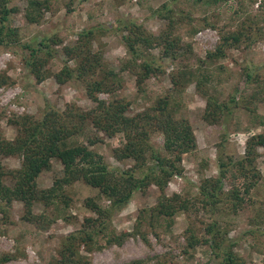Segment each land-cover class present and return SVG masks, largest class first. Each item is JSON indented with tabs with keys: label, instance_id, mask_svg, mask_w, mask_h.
Returning <instances> with one entry per match:
<instances>
[{
	"label": "trees",
	"instance_id": "obj_1",
	"mask_svg": "<svg viewBox=\"0 0 264 264\" xmlns=\"http://www.w3.org/2000/svg\"><path fill=\"white\" fill-rule=\"evenodd\" d=\"M11 1L0 0V48H20L23 65L37 83L52 76L59 85H82L93 106L83 110L69 103L63 110L47 107L40 117L26 114L9 121L15 130L14 138L8 140L0 136V212L7 213L13 202H19L24 211L22 220L43 230L51 223L50 218L43 213L35 214L34 205L41 204L46 210L52 209L60 215L71 204L69 189L74 184L81 182L97 190L96 198H86L83 202L92 216L85 217L79 229L61 238L53 262L87 264V257L81 255V251L89 253L101 249L100 240L105 246L121 245L130 234L115 232L111 225L113 216L121 212L135 194H144L150 187H155L159 192L155 204L139 212L137 231L145 221L152 228L161 222L169 227L178 215L184 214L189 219L194 215L185 231L184 251L204 246L217 264H243L234 250L236 241L229 238L228 229L223 227L216 215L236 216L245 205L253 204L250 192L260 177L256 159L258 148H264V134L254 135L246 141L242 157H228L226 161L219 158L217 176L201 182L196 198H185L180 194L167 196L166 188L171 179L182 176L183 155L197 149L191 125L175 117L172 112L174 105L169 104L167 97L159 98L154 106L135 115H128V102L112 98L122 87L120 74H131L136 86L141 89L146 80L158 71L152 51H158L161 59L172 62L190 52L189 45L180 34L186 17L177 10L181 4L189 8L228 6L229 10L233 8L236 18L242 19L238 5L242 0H169L153 11V15L163 22L158 34L149 32L131 18H120L112 28L99 26L85 29L76 34L72 44L64 46L54 34H37L22 43L18 29L11 25V16L17 12L10 6ZM50 7V0H28L23 10L25 22L40 25ZM218 25L219 22L208 24L219 33L218 45L206 57L210 62L224 58L231 49L244 44L250 47L255 41L264 39L259 22L254 20L247 19L236 28L231 23V26ZM104 31L119 37L129 56L118 72L109 68L102 53L93 48L96 35ZM58 57L62 59V67L51 74L48 64ZM256 70L259 67H246L244 75L248 82L259 81L257 89L246 94L247 99L245 95L240 100L233 96L228 102H220L205 91L204 82L209 76L201 75L196 86L205 100L203 120L209 125H223L232 115L233 107L242 104L248 109L252 102L260 101L263 93L260 77L253 78L252 75ZM9 83L7 77L0 79V87ZM100 94L108 95L109 99H100ZM252 113L259 125L264 126V116ZM91 131L108 138L121 136L122 143L113 149V157L118 162L130 161L132 166L126 169L109 167L103 157L92 149L98 140H92ZM157 134L162 138L160 148L152 142V137ZM11 157L19 159L17 169H6L2 164V159ZM53 160L60 163L61 176L53 180L51 187L40 189L37 179L41 173L51 169ZM226 181L230 183L228 189ZM200 212L207 214L208 222L199 218ZM258 219L264 229V200ZM261 233L264 235V231ZM143 240L146 241L145 238ZM12 259L13 255L3 254L0 264ZM132 264L172 263L163 255Z\"/></svg>",
	"mask_w": 264,
	"mask_h": 264
},
{
	"label": "rangeland",
	"instance_id": "obj_2",
	"mask_svg": "<svg viewBox=\"0 0 264 264\" xmlns=\"http://www.w3.org/2000/svg\"><path fill=\"white\" fill-rule=\"evenodd\" d=\"M27 1L12 0L10 4L17 9L11 16V25L18 29L21 42H28L37 34H54L64 46L72 44L79 32L99 26L104 29L115 27L120 18H131L149 32L158 34L163 22L153 15V11L169 0H50V11L38 26L25 22L23 10ZM238 5L242 19L236 18L233 8L229 10L228 6L189 8L181 4L177 10L186 17L180 34L189 45L190 52L172 62L161 59L158 51H152L158 71L146 80L141 89L136 86L131 74H120L122 87L112 98L128 102V115L140 113L154 106L159 98L167 97L169 104L174 105L172 112L175 117L188 121L193 129L197 149L183 155L182 176L171 179L166 188L167 196L180 194L185 198H196L201 182L217 176L219 158L226 161L228 157H242L246 141L254 135L264 134V126L259 125L252 113L264 116V39L255 41L250 47L244 44L231 49L219 60H206L207 54L213 52L219 43L218 31L208 27V24L219 22L218 26H225L231 23L236 28L248 19L259 22L258 27L264 33V0H242ZM93 48L99 50L106 65L117 72L129 58L119 37L110 31L96 35ZM21 52L18 47L0 48V79L7 77L10 80L8 85L0 87V136L8 140L14 138L15 130L9 121L18 116L27 114L40 117L47 107L63 110L69 103L83 110L93 106L80 84L59 85L52 76L37 83L24 67ZM61 60L58 57L48 64L51 74L61 69ZM246 67H259L252 75L253 78L260 77L263 89L260 101L252 102L248 109L242 104L233 107L232 115L223 125L206 123L203 120L205 100L196 86L201 75L209 76L204 82V89L220 102H228L233 96L240 100L245 95L247 99L246 94L254 92L259 81H246ZM98 97L109 99L106 94ZM90 133L92 140H98L92 149L103 157L109 167L126 169L132 166L130 161L118 162L113 157V149L122 143L121 136L108 138L96 131ZM152 142L156 148H160L161 136L154 135ZM257 153L256 166L260 177L250 192L253 204L245 205L236 216L216 215L223 227L228 229L229 238L236 241L234 250L243 264H264V235L261 233L264 229L258 219L264 200V148H258ZM2 164L6 169L14 170L19 167L20 161L18 158H4ZM61 171L60 163L53 160L51 169L38 177V187H51L53 180L61 176ZM229 186V181H226V188ZM158 193L157 188L150 187L144 194H135L130 203L113 216L111 224L117 234L130 235L119 246H105L104 241L100 240L101 249L89 253L81 251V255L87 257V264H132L163 255L172 264H217L207 247L184 251L185 231L194 215L191 219L184 214L178 215L169 227L161 222L152 228L145 221L137 231L139 212L151 208ZM69 194L71 204L60 215L52 209L46 210L41 204L34 205L35 214L43 213L50 218L51 223L45 225L43 230L22 220L24 211L19 202H13L7 213L0 212V257L3 254L14 256L5 264H53L61 238L79 229L85 217L92 216L84 208V200L98 196L97 190L81 182L74 184ZM198 216L206 222L209 220L206 213L200 212Z\"/></svg>",
	"mask_w": 264,
	"mask_h": 264
}]
</instances>
